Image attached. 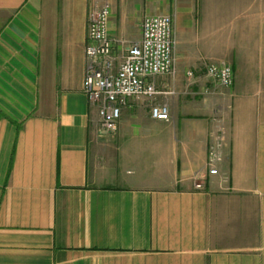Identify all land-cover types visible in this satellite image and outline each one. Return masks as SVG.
<instances>
[{
  "label": "crops",
  "instance_id": "0c3cea01",
  "mask_svg": "<svg viewBox=\"0 0 264 264\" xmlns=\"http://www.w3.org/2000/svg\"><path fill=\"white\" fill-rule=\"evenodd\" d=\"M97 1L0 0V264H264V0H111L119 60L155 14L176 58L113 135L85 91Z\"/></svg>",
  "mask_w": 264,
  "mask_h": 264
},
{
  "label": "built area",
  "instance_id": "2783aa9c",
  "mask_svg": "<svg viewBox=\"0 0 264 264\" xmlns=\"http://www.w3.org/2000/svg\"><path fill=\"white\" fill-rule=\"evenodd\" d=\"M111 14L112 7L109 2L96 3L90 10L85 78L86 94L93 104L99 106V128L108 135L116 133L123 107L128 100L154 99L160 94L155 85V77L176 74L171 15L145 16L140 39L127 45L123 57L117 63L118 56L114 54L115 40L109 33ZM206 70L211 80L220 87L234 86V71L230 65L210 62ZM189 75L193 76V72L190 71ZM150 112L155 119L170 120V108L164 102H153ZM223 146V137L210 143L208 165L212 175L219 174L218 162ZM195 186L197 189L205 188V181L198 175L195 177Z\"/></svg>",
  "mask_w": 264,
  "mask_h": 264
},
{
  "label": "rangeland",
  "instance_id": "374dc122",
  "mask_svg": "<svg viewBox=\"0 0 264 264\" xmlns=\"http://www.w3.org/2000/svg\"><path fill=\"white\" fill-rule=\"evenodd\" d=\"M104 1H106V0H98L97 2H98V4H99V3H103ZM109 1H110L111 5H113L112 2H111V0H109ZM138 24H139V22H137V23L135 24V26L137 27V29H138ZM125 49H126V47H125ZM125 49H124V51H125ZM116 62L119 63L120 60L117 59Z\"/></svg>",
  "mask_w": 264,
  "mask_h": 264
}]
</instances>
